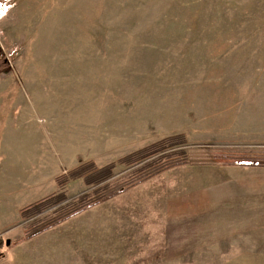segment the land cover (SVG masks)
Instances as JSON below:
<instances>
[{"label":"rangeland","instance_id":"374dc122","mask_svg":"<svg viewBox=\"0 0 264 264\" xmlns=\"http://www.w3.org/2000/svg\"><path fill=\"white\" fill-rule=\"evenodd\" d=\"M0 264H264V0H0Z\"/></svg>","mask_w":264,"mask_h":264},{"label":"trees","instance_id":"16d2710c","mask_svg":"<svg viewBox=\"0 0 264 264\" xmlns=\"http://www.w3.org/2000/svg\"><path fill=\"white\" fill-rule=\"evenodd\" d=\"M174 139H175V136H173V137L171 136V137H168V138H165V139L161 140L160 142H158V144L166 143V142H173ZM182 153H183L182 150H176V151L165 153V154H163L161 156H158L156 159H153L152 161L145 162L138 169V171H141V172H143V174H145V176H143L142 178H145L147 176L155 175V174L159 173L161 170H163L165 168L162 165L161 166L157 165L158 164L157 162L159 160H161L163 158L172 157L173 155L179 156ZM134 154L135 153L129 154V155L121 158L120 161L121 162H125V163H129L130 161L133 160L132 157H133ZM182 162H183V160H181V158H176L174 160H170L169 164L170 165L171 164L174 165L176 163L180 164ZM113 166H114V164L110 163V164H108L106 166L96 168L91 163L83 164V165H80V166L76 167L75 169H73V171L68 172L67 176H71L72 177V176L85 175L84 176V181L87 184L98 183V182H100V181H102V180H104V179H106L107 177L110 176L111 168ZM90 169H93V170L91 172H89ZM64 176H62V178H58L57 179V183L62 184L63 180H65ZM63 177H64V179H63ZM121 189H122V185H120L118 182L111 181V182H107V183H105L103 185L98 186V188L95 189V193L97 194L98 199H102V198H106V197H109V196H112V195L118 193ZM45 227H42V228H45Z\"/></svg>","mask_w":264,"mask_h":264},{"label":"crops","instance_id":"0c3cea01","mask_svg":"<svg viewBox=\"0 0 264 264\" xmlns=\"http://www.w3.org/2000/svg\"><path fill=\"white\" fill-rule=\"evenodd\" d=\"M16 198V197H15ZM15 201H16V199H15ZM17 202V201H16Z\"/></svg>","mask_w":264,"mask_h":264}]
</instances>
